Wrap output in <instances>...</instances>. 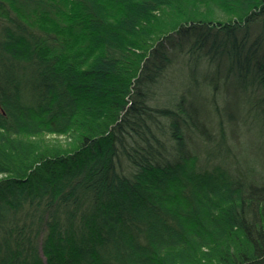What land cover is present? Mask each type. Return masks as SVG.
I'll list each match as a JSON object with an SVG mask.
<instances>
[{
	"label": "trees",
	"instance_id": "obj_1",
	"mask_svg": "<svg viewBox=\"0 0 264 264\" xmlns=\"http://www.w3.org/2000/svg\"><path fill=\"white\" fill-rule=\"evenodd\" d=\"M263 163L264 0H0V264H264Z\"/></svg>",
	"mask_w": 264,
	"mask_h": 264
},
{
	"label": "rangeland",
	"instance_id": "obj_2",
	"mask_svg": "<svg viewBox=\"0 0 264 264\" xmlns=\"http://www.w3.org/2000/svg\"><path fill=\"white\" fill-rule=\"evenodd\" d=\"M207 13H209L210 15H213V16H216L217 15V18L218 19H222V20H225L226 19V17L224 16V15H222V14H217V13H215L216 11H215V9L214 10H212L211 11V9L209 10V9H207ZM205 13H206V11H205ZM241 132V131H240ZM243 137H245V138H247L248 139V141H249V146H250V148H251V150H252V153H254L255 155H257L258 156V150H257V144H256V139H255V137L253 136V134L252 133H244L243 135H242ZM43 138H35L34 140L35 141H37V142H39V145L41 144V146L42 147H46V145L45 144H49L50 143V141L52 140V141H54V143L52 144V146H54V147H62L63 148V146H64V144H65V142H66V138L65 137H63V136H57V135H47V136H42ZM42 142H44V143H42ZM48 142V143H47ZM220 144H223L222 145V147L223 148H221L222 150L224 149V151L225 152H228V149H227V147H229V143H228V141H226V143H224L223 141L222 142H220ZM50 145V144H49ZM51 146V145H50ZM220 146V145H219ZM218 146V147H219ZM217 152L218 153H222L223 151H221V150H217ZM262 169H264V163L262 164Z\"/></svg>",
	"mask_w": 264,
	"mask_h": 264
}]
</instances>
